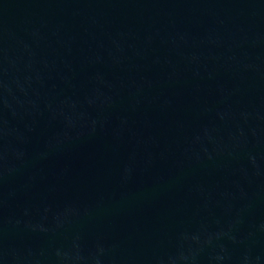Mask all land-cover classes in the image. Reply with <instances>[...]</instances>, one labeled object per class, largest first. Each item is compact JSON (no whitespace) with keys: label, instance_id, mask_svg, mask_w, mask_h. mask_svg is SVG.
<instances>
[{"label":"water","instance_id":"obj_1","mask_svg":"<svg viewBox=\"0 0 264 264\" xmlns=\"http://www.w3.org/2000/svg\"><path fill=\"white\" fill-rule=\"evenodd\" d=\"M0 264H264V0H0Z\"/></svg>","mask_w":264,"mask_h":264}]
</instances>
